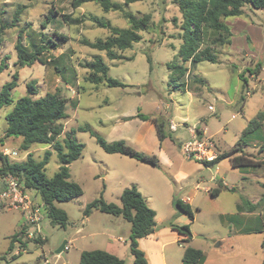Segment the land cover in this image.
Wrapping results in <instances>:
<instances>
[{
    "label": "rangeland",
    "instance_id": "374dc122",
    "mask_svg": "<svg viewBox=\"0 0 264 264\" xmlns=\"http://www.w3.org/2000/svg\"><path fill=\"white\" fill-rule=\"evenodd\" d=\"M73 1L0 0V27L2 24L11 26L15 23L17 11L22 12L16 26L6 29L0 37V55L2 58L10 57L8 70L0 75V91L15 73L19 75L18 86L12 92L15 101L27 94V85L31 82L39 91L34 98L60 89L61 96L68 100L69 118L62 122L63 133L59 140L64 141L66 134L72 133L74 139L85 146L82 156L69 166L71 180L81 186L83 195L74 201L57 204L68 215L67 227L62 229L51 225L43 211L44 219L40 222L43 235L37 234L36 225H28V212L5 204V208L0 210V259L4 258L0 264H80L82 252H110L111 243L117 245L118 257L126 264H134L129 250L130 223L98 210L88 216L84 213L88 204L100 198L107 204L121 207V193L133 186L145 198L149 208L156 212L157 227L169 222L179 226L189 224L195 234V242L191 246L208 251L213 260L211 264H245L230 253V246L237 237L230 235L224 215L236 214L238 203L264 190V178L253 176L261 173L262 169H233L229 160L221 161L216 167H206L201 163L204 161L187 153L184 147L193 139H206L211 144L208 149L216 156L230 152L237 147L248 123L258 113L264 112V10L246 6L242 17L225 20L233 35L230 45H212L218 33L207 31L202 48L210 47L219 62H201L191 66L186 63L190 69L180 80L185 86V91H181L169 86L170 71L167 68L168 63H181L175 56L183 43V17L174 0H142L125 7L138 17L150 14L153 26L140 33L142 40L131 49L117 51L121 59L115 61L109 60L105 52L84 46L81 41L95 42L110 36V30L99 28L89 21L90 17L102 18L121 29L129 28L128 21L121 12L105 13L95 3L75 8ZM52 12L57 13L54 18L50 15ZM62 15L86 17L87 21L80 26H69L64 23ZM175 18L177 24L173 22ZM20 30L25 31L23 44L27 47L40 44L44 39H55L58 48L43 55L46 65L36 62L31 67L16 66L15 44ZM55 34L67 40H57ZM95 56L103 58L109 67L110 77L127 87L109 88L106 84L87 82L90 72L83 66ZM148 56L152 58L151 66ZM11 110V107H5L0 111L2 141L7 127L5 115ZM139 113L149 116L150 120L125 121ZM154 119L166 121L164 130L169 137L162 146ZM83 126H90L108 142L124 140L147 156H157L161 167L106 153L88 132L78 130ZM20 140L13 138L2 148L17 152V157H10L12 162L26 160L27 153L22 151ZM246 143L247 146L243 143L241 147L243 153L252 156L254 161H261L264 158V127ZM47 150L52 151V156L45 173L52 178L60 168L57 153L50 146L36 145L32 154L39 160ZM178 172L187 174L188 178L179 180L181 178H176ZM211 179L216 183L223 180L236 191H222L218 197H212L206 190L213 186ZM2 185L0 179V189ZM27 194L34 206L42 204L37 192L29 191ZM187 197L192 200L194 222L180 215L173 205L175 198ZM258 212L263 214V218L256 224L262 227L263 200L259 202ZM20 232L24 234L10 252V239ZM28 233H33V236ZM119 238L122 240H114ZM249 238L252 254L249 264H257L262 260L264 234ZM65 242L70 244V250L64 251V258L57 251ZM182 247L176 243L168 248L171 264L181 263Z\"/></svg>",
    "mask_w": 264,
    "mask_h": 264
},
{
    "label": "trees",
    "instance_id": "16d2710c",
    "mask_svg": "<svg viewBox=\"0 0 264 264\" xmlns=\"http://www.w3.org/2000/svg\"><path fill=\"white\" fill-rule=\"evenodd\" d=\"M124 4L113 2L112 0H74L73 7H80L86 3H95L99 5L105 13L121 12L123 17L128 21L129 28L121 29L113 27L110 22L102 18L93 16L89 21L99 28L110 30V36L105 40L99 39L91 42L83 39L81 43L93 50L105 52L109 60L115 61L121 59L117 51H126L131 49L134 44L142 40L141 32L149 30L153 26V19L150 14H144L140 17L126 10V6L136 1L142 0H125ZM183 17L182 45L175 56L180 59L179 62L168 63L167 68L170 71L169 86L173 90L185 91V86L180 80L189 72L192 64L201 62L218 63L217 55L210 47L202 48L207 31L218 33V36L212 40V45H230L232 32L230 27L225 23L228 18H239L244 15V8L250 6L253 9L264 10V0H174ZM19 10L14 18L15 23L11 26L2 24L0 27V37L5 30L15 27L19 22ZM56 12L50 13L54 18ZM64 23L69 26H80L84 24L86 17L73 18L70 15H62ZM165 20L162 19V22ZM177 24V19H173ZM24 30L18 33V39L15 44L17 55L16 66L20 68L31 67L36 62L46 65L47 60L43 58L44 54L50 53L51 50L58 48L55 39L49 38L43 40L40 44H31L27 47L23 44ZM57 40H67L66 37L55 34ZM9 56L1 57L0 55V75L8 70L7 60ZM148 62L152 65V58L148 56ZM174 61V60H173ZM189 63L190 66H186ZM260 66V65H258ZM88 69L89 76L86 81L94 84H106L109 88H125L127 87L121 81L114 79L108 75L109 67L101 56H95L92 61L87 62L83 66ZM58 71L60 69L56 68ZM19 75L15 73L10 82L3 85L0 91V111L5 107H11L12 110L5 115L7 127L4 131L3 141L0 140V146L8 139H21L20 147L22 151L28 152L36 145L50 146L57 153L60 168L52 177L48 178L45 170L52 156V151H45L41 159H36L32 152H29L26 160L23 162H12L10 157L0 152V178L14 177L17 178L27 192H37L42 200L44 213L53 226H59L65 229L68 224V215L57 207V204L68 203L78 199L83 195L81 186L71 180L69 166L77 161L83 153L84 144L77 142L72 133H67L64 141L59 138L63 133L62 122L69 118L67 114L68 100L61 96L60 89L54 93H47L45 96L39 95L38 88L34 82L27 85V94L16 101L12 98V92L18 86ZM202 82V81H200ZM246 84V81H245ZM244 101V99H243ZM133 119L141 121H149L150 117L138 114L135 117L125 119L126 122ZM160 145L169 135L164 128L166 121L162 119H154ZM264 127V112H260L250 121L243 130L238 141L237 147L230 152H225L216 157L213 161H204L206 167H216L221 161L229 160L233 169H247L261 166V162L254 161L253 157L244 154L242 151L243 143L247 146V140L252 138L254 134L262 130ZM79 131L88 132L91 137L95 138L96 143L108 154H120L139 163L152 167L160 168L161 163L157 156H147L133 147L129 146L124 140L113 142L106 141L101 135L95 132L90 126L78 128ZM264 150L262 149V152ZM233 191L234 189H227ZM222 188H215L210 191L212 197H218ZM122 206L116 204H107L102 198L88 204L84 213L88 216L94 210L101 213L109 214L115 217H121L131 225V234L129 238L130 252L134 258V264H148V260L144 251L139 247V241L152 235L156 228V212L149 208L145 198L139 190L133 186L123 190L121 193ZM249 206V203L244 202ZM173 205L180 215H185L191 222L195 220V214L190 204L185 203L179 198L173 200ZM171 228L180 235L185 236L184 242L189 243L193 237L189 224L174 225ZM20 232L13 235L10 239L11 243L9 251H13L15 242H20ZM38 243L39 241L36 240ZM205 254L197 249L187 247L183 264H204ZM4 260V258L0 259ZM80 264H125V261L116 255L103 250L84 251L80 257ZM264 264V260L262 262Z\"/></svg>",
    "mask_w": 264,
    "mask_h": 264
},
{
    "label": "crops",
    "instance_id": "0c3cea01",
    "mask_svg": "<svg viewBox=\"0 0 264 264\" xmlns=\"http://www.w3.org/2000/svg\"><path fill=\"white\" fill-rule=\"evenodd\" d=\"M9 140H11V139L6 140V142H8ZM21 143H22V141L20 140L19 144H21ZM2 148H3V145H1V149H0V152H2V153L5 150H8L6 148L5 149H2ZM8 151H10V150H8ZM29 152H32V149L30 151L26 152L27 155ZM260 162L262 164H261V166H259L257 168H261L262 172L258 173V174H254L253 176L264 178V158ZM243 175H246V174L244 173ZM247 175L250 176V174H247ZM177 177L181 178L179 180H183L185 178H188L187 174L181 173V172H178L176 174V178ZM0 179L2 180V183H3L2 188H3L5 183L8 180V177L0 178ZM245 179H247V178L245 177ZM211 182L213 183V186L207 187V189H206L209 193L212 189H215V184H218V187H216V188H222V191H228V192H235L236 191V188H234V187L230 188L229 186H227L226 183H224L223 180L219 183H216L217 181L215 179H211ZM259 184L261 185L260 182H259ZM227 189H234V190L229 191ZM222 191H221V193H222ZM251 197L252 198H248L247 200H243L241 203L237 204L236 207H237L238 212L236 214L224 215V217L227 218L226 223L228 222L227 225L229 226V229H230V232H229L230 235L237 237L235 239V242L232 243L230 246V249H231L230 253L235 254V256L237 258H239L245 264H249L250 259L252 257V254L250 251V246H249L251 239L249 238V236H254V235L260 236V235L264 234V225H262V227H261V226H258L256 224V222L262 220V218H263L262 217L263 214L261 212L259 213L258 210H259V202L262 200L264 201V190H261V193H258L256 195L253 194ZM181 200H183L185 203L190 204V206L192 207V203H191L192 200L190 197L182 198ZM244 202L249 203V206L247 204H244ZM156 222L158 225L159 221L157 220ZM250 224H253V226H250ZM192 235H193V237H192L191 241L189 243H185L184 242L185 236L180 235L177 231H175L171 227H168V228H166V227L160 228L159 227V229L155 230V232L152 235L148 236L147 238L141 239L139 241V247L142 251L145 252L147 260H148V264H171L170 258H169V256L171 254L168 251V248L175 245L176 243H179L180 247H182L184 245V247H182L184 250L182 252V259H181V263H180V264H183V256H184V252H185L186 248L187 247L194 248L191 245H193L195 242V236H194L195 234H193V232H192ZM114 240L119 241V240H122V238L114 239ZM241 244H243V245L241 246ZM263 247H264V242L262 244V260H260L259 263L257 262V264H262V262L264 260V249H263ZM110 249L111 250L109 253L116 255L118 257L117 245L111 243ZM194 249L200 250L205 254L206 259H205L204 264L213 263V260L210 258L208 251L201 250L199 248H194ZM69 250H70V244L66 243L64 251H69ZM129 250H130V248H129ZM65 257H66V253H65ZM119 258H121V257H119Z\"/></svg>",
    "mask_w": 264,
    "mask_h": 264
},
{
    "label": "built area",
    "instance_id": "2783aa9c",
    "mask_svg": "<svg viewBox=\"0 0 264 264\" xmlns=\"http://www.w3.org/2000/svg\"><path fill=\"white\" fill-rule=\"evenodd\" d=\"M208 145L211 146L210 142L206 139L198 140L193 139L185 144L184 150L201 161H213L216 159V155L208 149ZM4 155L9 157H17V152H11L5 150ZM5 204L14 207L15 209H22L29 214L28 225H36V233L43 235V228L40 226V222L44 219L42 215L43 203H37L35 206L30 202L27 191L24 186L20 184L17 178L12 176L8 177L7 182L4 187L0 189V210L5 208ZM46 216V215H45ZM30 237L33 236V233H28Z\"/></svg>",
    "mask_w": 264,
    "mask_h": 264
},
{
    "label": "water",
    "instance_id": "95a60500",
    "mask_svg": "<svg viewBox=\"0 0 264 264\" xmlns=\"http://www.w3.org/2000/svg\"><path fill=\"white\" fill-rule=\"evenodd\" d=\"M160 228H164V227H171V223H167V224H163L161 226H159ZM159 227L156 228V230L159 229ZM65 246H66V242L61 246V248L57 251V254L58 255H62L63 257H65V253H64V249H65Z\"/></svg>",
    "mask_w": 264,
    "mask_h": 264
}]
</instances>
